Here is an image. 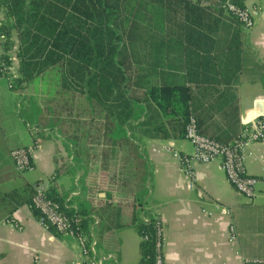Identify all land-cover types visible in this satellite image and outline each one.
<instances>
[{
  "label": "crops",
  "instance_id": "0c3cea01",
  "mask_svg": "<svg viewBox=\"0 0 264 264\" xmlns=\"http://www.w3.org/2000/svg\"><path fill=\"white\" fill-rule=\"evenodd\" d=\"M245 7L256 15L254 26L244 30V67L236 84L243 127L264 115V0H245ZM4 21L0 11V25ZM10 37L17 43L14 30ZM47 72L18 87L0 76V192L47 182L66 208L89 218L85 233L96 241L97 264H138L136 227L143 215L160 217L165 264L264 259V139L245 153L244 170L261 179L251 201L227 181L219 159L194 165L197 180L190 189L165 148L189 153V140L147 138L127 125L118 128L84 97V111L62 112L55 98L49 101L54 81L44 87ZM18 146L34 148L33 168L21 178L10 157ZM117 209L122 226L107 230V214ZM4 215L0 204V264H92L81 257L76 239L41 225L29 205L10 214L16 227L4 223Z\"/></svg>",
  "mask_w": 264,
  "mask_h": 264
},
{
  "label": "trees",
  "instance_id": "16d2710c",
  "mask_svg": "<svg viewBox=\"0 0 264 264\" xmlns=\"http://www.w3.org/2000/svg\"><path fill=\"white\" fill-rule=\"evenodd\" d=\"M245 0H0V59L23 86L57 67L62 88L86 101L121 128L147 138H185L191 116L200 134L221 143L243 128L236 84L243 70L240 22L226 7ZM15 31L17 43L10 34ZM12 51L14 54H12ZM33 185L0 192L4 220L32 205ZM48 194L67 215H79ZM154 218L140 221L138 264H154ZM120 210L107 214V230L120 228ZM53 231V228L50 227ZM142 234L146 236L142 238Z\"/></svg>",
  "mask_w": 264,
  "mask_h": 264
},
{
  "label": "built area",
  "instance_id": "2783aa9c",
  "mask_svg": "<svg viewBox=\"0 0 264 264\" xmlns=\"http://www.w3.org/2000/svg\"><path fill=\"white\" fill-rule=\"evenodd\" d=\"M214 0H200L202 6H208ZM228 12L233 15L241 24L244 30H249L254 26L256 11L248 7H238L232 3L226 4ZM10 68L0 59V76L5 77L10 73ZM12 75V74H11ZM185 139L192 144L189 153H180L172 150L169 145L165 148L171 151L173 157L178 161L180 171L186 178L187 187L194 188L197 174L194 169L196 163H208L214 159H219L221 168L227 181L231 186L251 201L255 196L256 185L260 178L248 174L244 170L245 153L252 144L264 139V115L257 117L251 125L242 128L238 136L229 143H221L197 130L196 120L190 117L185 128ZM34 148L31 146H18L10 150V157L15 170L19 173L27 172L32 169V153ZM34 194L32 205L38 212V222L47 228H53L57 233H65L76 239L81 257L91 258L92 264H97L96 241L86 235L85 230L78 227L80 216L65 214L58 203L48 194L49 186L47 182L38 181L33 185ZM154 218L153 245H154V264H165L163 256L164 237L160 217L151 215ZM149 215H143L142 221L147 222ZM4 223L16 227L11 219H5ZM230 240H233V228L230 231ZM142 238L146 236L142 234ZM254 264H264V259H253Z\"/></svg>",
  "mask_w": 264,
  "mask_h": 264
},
{
  "label": "rangeland",
  "instance_id": "374dc122",
  "mask_svg": "<svg viewBox=\"0 0 264 264\" xmlns=\"http://www.w3.org/2000/svg\"><path fill=\"white\" fill-rule=\"evenodd\" d=\"M13 67H15L14 64H13ZM46 71H48V72L42 77V79L44 81V87L46 86L48 81H50V82H52V80L54 81L52 85L49 83L50 84L49 87L52 88L48 92L49 101L51 100L52 97L55 98L60 103V105H61L60 111H62V112L64 111V112H74V113L80 112L81 113L82 111H84L86 104L84 103V101L82 99L83 96H81L77 93L72 94V92L67 91V90L62 88L58 68L52 67ZM54 87L58 88V90H56V92H54ZM53 98L50 101L52 104L54 103ZM40 99H42V98L39 97V100L37 102H42V100H40ZM35 103H34V105H36ZM36 110H37V106H34L32 112L35 113ZM186 143H187V145L190 144L188 141H186ZM191 146H192V144H191ZM32 166H33V164H32ZM27 172H23V173L15 172V173H17V175L21 178L20 175H23ZM29 174L30 173H27L25 175L28 176Z\"/></svg>",
  "mask_w": 264,
  "mask_h": 264
},
{
  "label": "water",
  "instance_id": "95a60500",
  "mask_svg": "<svg viewBox=\"0 0 264 264\" xmlns=\"http://www.w3.org/2000/svg\"><path fill=\"white\" fill-rule=\"evenodd\" d=\"M262 110V109H261ZM261 112V111H260Z\"/></svg>",
  "mask_w": 264,
  "mask_h": 264
}]
</instances>
